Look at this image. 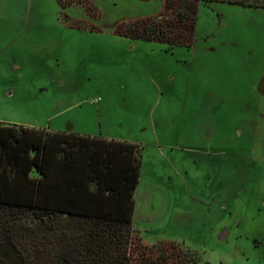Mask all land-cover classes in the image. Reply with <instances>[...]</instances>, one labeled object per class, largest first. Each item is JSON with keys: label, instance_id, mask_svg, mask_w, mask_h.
<instances>
[{"label": "rangeland", "instance_id": "374dc122", "mask_svg": "<svg viewBox=\"0 0 264 264\" xmlns=\"http://www.w3.org/2000/svg\"><path fill=\"white\" fill-rule=\"evenodd\" d=\"M92 1L0 0V121L141 145L146 242L264 264V9L202 5L193 47L167 50L116 31L164 0Z\"/></svg>", "mask_w": 264, "mask_h": 264}, {"label": "trees", "instance_id": "16d2710c", "mask_svg": "<svg viewBox=\"0 0 264 264\" xmlns=\"http://www.w3.org/2000/svg\"><path fill=\"white\" fill-rule=\"evenodd\" d=\"M57 2L97 15L92 0ZM217 3L264 9V0H164L157 14L119 23L116 31L167 50L193 47L201 6ZM141 148L0 121V264H209L176 241L151 244L136 231Z\"/></svg>", "mask_w": 264, "mask_h": 264}, {"label": "water", "instance_id": "95a60500", "mask_svg": "<svg viewBox=\"0 0 264 264\" xmlns=\"http://www.w3.org/2000/svg\"><path fill=\"white\" fill-rule=\"evenodd\" d=\"M260 90L264 93V81L259 85Z\"/></svg>", "mask_w": 264, "mask_h": 264}, {"label": "crops", "instance_id": "0c3cea01", "mask_svg": "<svg viewBox=\"0 0 264 264\" xmlns=\"http://www.w3.org/2000/svg\"><path fill=\"white\" fill-rule=\"evenodd\" d=\"M98 135H102V134H98ZM104 136V135H103ZM107 137V136H106ZM108 138H111V137H108Z\"/></svg>", "mask_w": 264, "mask_h": 264}]
</instances>
